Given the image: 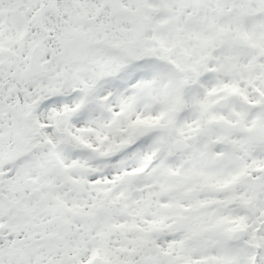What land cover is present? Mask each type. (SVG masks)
Returning <instances> with one entry per match:
<instances>
[{
	"label": "snow or ice",
	"instance_id": "1",
	"mask_svg": "<svg viewBox=\"0 0 264 264\" xmlns=\"http://www.w3.org/2000/svg\"><path fill=\"white\" fill-rule=\"evenodd\" d=\"M0 264H264V0H0Z\"/></svg>",
	"mask_w": 264,
	"mask_h": 264
}]
</instances>
